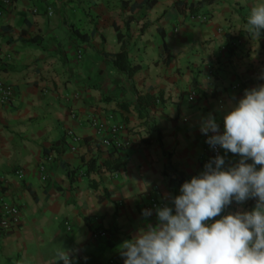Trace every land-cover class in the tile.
<instances>
[{"label": "crops", "instance_id": "obj_1", "mask_svg": "<svg viewBox=\"0 0 264 264\" xmlns=\"http://www.w3.org/2000/svg\"><path fill=\"white\" fill-rule=\"evenodd\" d=\"M3 1L0 81L14 94L0 106V198L18 206L19 223L0 230V264H53L61 246L72 264H123L119 245L157 223L160 207L151 200L171 207L200 171L202 120L211 114L220 127L246 89L264 84V30L259 40L245 30L251 6L264 0H182L201 3L194 15L174 8L175 0L146 10L142 0ZM116 16L130 18L119 29L130 65L138 66L130 78L110 63L121 46ZM146 92H161L163 102L139 119L134 99ZM90 119L104 130L122 125L130 146L101 148ZM67 131L79 137L73 151ZM222 156L226 166L240 159L223 149ZM117 157L125 163L115 171L81 174L89 159L98 166ZM255 203L233 201L222 214ZM98 231L105 237L92 238Z\"/></svg>", "mask_w": 264, "mask_h": 264}, {"label": "clouds", "instance_id": "obj_2", "mask_svg": "<svg viewBox=\"0 0 264 264\" xmlns=\"http://www.w3.org/2000/svg\"><path fill=\"white\" fill-rule=\"evenodd\" d=\"M245 30L259 40L264 2L251 6ZM223 129L211 114L201 122V132L212 133L206 142L238 154L239 161L226 166L217 155L184 182L171 207L156 209V224L119 245L123 264H264V84L245 90L224 114ZM250 198L256 200L251 211L222 214L233 201ZM70 256L61 246L53 264H72Z\"/></svg>", "mask_w": 264, "mask_h": 264}, {"label": "built area", "instance_id": "obj_3", "mask_svg": "<svg viewBox=\"0 0 264 264\" xmlns=\"http://www.w3.org/2000/svg\"><path fill=\"white\" fill-rule=\"evenodd\" d=\"M3 6L9 7L10 6V0H4ZM47 15H51V11L47 9ZM202 20H206V17L203 16ZM77 58H80V52H77ZM13 89L12 87L5 83L0 81V106H9L13 100ZM195 96L194 91H189L187 94V100L191 101ZM89 123L91 126L96 128V133L99 135V145L104 150H113V151H119L126 149L130 146V141L127 137H124L125 129L122 125L119 124H113L108 126L105 130L99 128V124L94 119H90ZM220 133H223V123L219 127ZM212 135L211 133H208L207 135L200 133V143L202 146L203 151V160L202 165L200 168V171L197 173L199 175L203 170L205 164L209 163L212 159H214L217 155L222 156V148L220 146H215V148L211 147L206 141L208 139V136ZM66 136L69 140V150L73 151L75 149V146L79 142V137L75 135L71 131H67ZM45 162V161H44ZM42 162L38 166V170L41 173L40 179L44 181L46 179V175L44 173L45 169V163ZM15 175L17 177H21L22 174L20 171H16ZM196 175V176H197ZM160 201H153L150 202V207H161L162 204L159 203ZM19 223V208L17 205H14L12 203H8L7 201H4L2 198H0V230L3 232H7L10 229L17 226ZM91 237L96 238H103L105 237V232L98 231L93 234H91Z\"/></svg>", "mask_w": 264, "mask_h": 264}, {"label": "trees", "instance_id": "obj_4", "mask_svg": "<svg viewBox=\"0 0 264 264\" xmlns=\"http://www.w3.org/2000/svg\"><path fill=\"white\" fill-rule=\"evenodd\" d=\"M142 8L145 10L148 9L151 5L155 3V0H142ZM201 3L198 2L197 4H187L183 2L182 0H175L173 3V7L176 8L178 11L184 12L187 11L189 15H194L198 10V5ZM130 21V18L120 20L117 16L113 19L112 27L114 31L116 32V39L120 42V49L115 54L111 56V67L117 72L122 73L128 78H130L138 69V66H131L128 59H127V51H126V40L128 37L121 35L119 32V29L122 27L127 28L128 22ZM247 23V22H245ZM157 32L160 36H163L162 29L157 25L156 27ZM261 34H263V30H261ZM158 102H163L162 100V94L161 92L157 94H150L148 92L137 95L134 99V109L137 115V118L139 119H147V110L149 108H152L156 105ZM125 163V159L117 157L112 160H106L103 161L100 165L95 164L94 159L87 160L84 165L85 169L81 173L83 176L88 175L89 173H95L98 171L99 166L104 168L105 170L109 171H115L116 169L123 167ZM76 169L67 170V175L71 177ZM93 185V186H92ZM92 187H94V184H91Z\"/></svg>", "mask_w": 264, "mask_h": 264}]
</instances>
